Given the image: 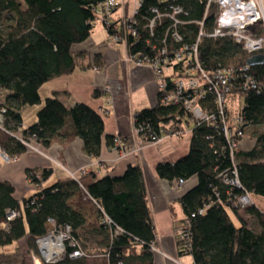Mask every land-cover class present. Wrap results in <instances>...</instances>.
Segmentation results:
<instances>
[{
  "label": "trees",
  "instance_id": "16d2710c",
  "mask_svg": "<svg viewBox=\"0 0 264 264\" xmlns=\"http://www.w3.org/2000/svg\"><path fill=\"white\" fill-rule=\"evenodd\" d=\"M106 1L0 0V92H8L0 104L7 119V131L0 129V158L5 154L14 160L28 152L10 134L18 129H22L23 138L33 137L45 149L54 143L68 145L80 138L89 156L100 157L104 121L87 105L76 103L67 108L59 94H55L44 101L37 112V122L27 128L23 126L21 111L26 106L42 105V86L71 74L79 66L72 47L90 37L97 22L93 9ZM183 5L190 10L191 20L203 19L205 5L198 0L183 1ZM214 19L212 9L207 19L209 31ZM197 31V27L190 31L192 40ZM140 33L142 39L133 47V53L152 55L163 48L164 30L157 29L153 37L147 28ZM199 54L208 72L239 69L248 65L253 56L231 37L205 38ZM95 66L102 68L100 57L95 58ZM247 74L254 79L255 88L245 93L240 114L244 117L246 134L254 135L255 143L252 150H240L236 154L242 188L227 186L218 178L226 169H232V157L227 146L222 148L225 144L222 135L204 126L194 127L186 157L157 166V174L164 180L198 179L197 185L181 199L185 220L191 222V251H183L178 244L180 253L192 256L194 264H264V212L253 204L245 209V218L231 201L245 192L264 198V63L250 67ZM139 125H144L149 134L159 133L166 126L182 129L185 134L193 124L183 107H166L158 102L136 115L135 126ZM107 146L116 148L114 137L107 138ZM30 172L41 174V179L35 180L39 191L22 202L15 199V188L10 182L0 181V223L3 224L0 245L13 244L29 235V249L38 253L36 240L46 235L47 221L53 219L58 228H70L86 256L92 252L93 240L98 246L96 250L107 256L109 264H153L156 232L140 165L129 166L121 177L105 176L88 186L82 184L97 206L98 226L92 230L95 237L84 233L85 217L69 204L71 197L82 191L81 183L71 179L43 188L42 183L52 169L27 171ZM201 209H205L203 214H199ZM8 210L18 211L20 217L8 222ZM230 213L239 220V226L232 221ZM105 218L111 220L112 226L102 222ZM116 228L121 229L122 235L113 240ZM68 250V253L73 251ZM0 264H4L1 257ZM53 264H88V261L85 257L67 256Z\"/></svg>",
  "mask_w": 264,
  "mask_h": 264
},
{
  "label": "built area",
  "instance_id": "2783aa9c",
  "mask_svg": "<svg viewBox=\"0 0 264 264\" xmlns=\"http://www.w3.org/2000/svg\"><path fill=\"white\" fill-rule=\"evenodd\" d=\"M149 1L154 3L149 4ZM183 1L186 0H107L98 4L93 12L110 39L126 47L128 61L137 66H149L154 71L158 80L159 103L166 107H183L194 127L204 126L222 135L225 140L222 148H229L233 167L220 173L218 178L227 186L241 189L235 159L242 148L246 131L241 112L230 117L229 100L235 95L243 101L245 93L255 88V82L247 74L249 65L239 69L221 68L208 72L201 62L199 51L205 38L231 37L247 53L264 54V0H198L201 5H205L202 20H191L190 10L183 5ZM212 9L215 10V19L213 28L209 31L207 19ZM121 10L126 12L117 16ZM193 27H197L198 31L192 40L189 34ZM145 28L149 29L151 37L157 29L164 30V46L152 55L132 52L133 47L141 41L140 32ZM169 36L171 41H168ZM147 44L149 45L148 41ZM6 120L4 109L0 108V129L4 131H7ZM135 130L141 140L149 141L148 143H160L166 137L184 135L182 129L173 126L162 127L159 133L152 134H149L144 125L135 126ZM10 134L21 141L28 152H43L44 148L33 137L23 138L22 129ZM115 146L114 150L124 151L119 137H115ZM1 158L11 161L5 154H1ZM59 166L65 169L63 165ZM69 176L84 188L80 174L69 172ZM27 179L36 189L39 188L35 180L41 179L40 173L30 172ZM173 182L177 188L183 189L187 180L178 179ZM231 201L233 207L240 211L253 205L252 195L246 192ZM204 211L205 209H201L199 214ZM18 217V211H7L8 222ZM102 222L112 226L109 218ZM7 228L8 226L5 227ZM121 235V229L116 228L112 239L117 240ZM176 239L183 251H191L189 220L176 228ZM36 245L40 256L34 257V264H53L63 261L67 256L71 259L86 257L70 228H58L53 219L47 221V233L37 238ZM69 248L73 250L70 253Z\"/></svg>",
  "mask_w": 264,
  "mask_h": 264
},
{
  "label": "crops",
  "instance_id": "0c3cea01",
  "mask_svg": "<svg viewBox=\"0 0 264 264\" xmlns=\"http://www.w3.org/2000/svg\"><path fill=\"white\" fill-rule=\"evenodd\" d=\"M123 12L126 11H119L117 16H121ZM72 53L77 57L79 66L71 74L52 79L42 86V105H39V109L47 98L59 94L67 108L81 103L99 113L104 121L100 157L94 159L89 156L80 138L68 145L54 143L50 148H44L42 153L27 152L9 162L0 158V181L10 182L15 188V199L22 202L38 192L28 182L29 170L52 169L50 176L42 183L45 188L71 180L69 172L80 174L82 183L88 186L105 176L121 177L129 166L140 165L156 232L153 264H194L192 256L180 253L176 228L185 220L181 199L197 185L198 179L191 178L183 189H180L173 181L161 179L157 174V166L160 163H174L189 154L194 126L192 125L182 137H166L160 143H144L136 133L135 117L141 110L153 108L158 103V80L154 71L149 66H137L128 61L126 47L114 43L103 25L95 27L94 24L90 37L74 45ZM96 57H100L102 68L95 66ZM87 65L91 67L82 68ZM95 93L98 95H94ZM7 95L6 91L0 92V104L4 103ZM236 99L237 96L234 95L229 100L231 116L236 114L231 107V103ZM27 108L28 106L21 111L25 128L37 122L39 111L38 109L35 113V120L26 124L24 112ZM249 135L246 134L242 142V151H250L254 147V135ZM108 137H119L124 151L108 148ZM83 195L87 197L84 198ZM252 197L253 204L264 212V198L256 195ZM69 204L83 214L86 226L91 222L86 216L87 207L94 206L97 209L95 202L83 191L72 196ZM244 213L240 214L245 217ZM93 226L85 228L84 233L87 236L95 237L92 230L98 225ZM25 238L29 239L30 236L22 239ZM90 246L92 252L102 254L96 250L98 246L93 240ZM90 262L88 260V264H91Z\"/></svg>",
  "mask_w": 264,
  "mask_h": 264
},
{
  "label": "rangeland",
  "instance_id": "374dc122",
  "mask_svg": "<svg viewBox=\"0 0 264 264\" xmlns=\"http://www.w3.org/2000/svg\"><path fill=\"white\" fill-rule=\"evenodd\" d=\"M96 26L102 27V23L97 21L95 23V27ZM231 107L233 108V112L237 114L240 112L241 108L243 107V101L237 98L236 101H234V103H231ZM38 109H39V105L28 106V108L24 112V118H25L26 124H30L31 122L35 120V113L37 112ZM247 135L250 136L249 132ZM36 190L39 191L38 189ZM82 191L84 192V194L87 193L84 188H82ZM83 197L86 198L87 196L83 195ZM87 208H88V213L86 214V216H88L91 222L87 224L86 228H88L90 225H94V226L98 225L97 209L94 206L93 208L92 206H89ZM244 211L245 209L241 210L242 213ZM230 216H231L232 221L236 224V226H239L240 225L239 220L232 213H230ZM96 220L97 222H95ZM249 225L251 226L252 223L249 222ZM2 228H3V224L0 223V229ZM28 242H29V239L25 238L17 243L8 244V245H0V257L3 260V263L4 264H34V257L39 258L40 252H39L38 247H37L38 253L32 252L29 249ZM85 258L87 259V261L90 260L91 264H109L108 258L103 256L102 254H95L94 252H90Z\"/></svg>",
  "mask_w": 264,
  "mask_h": 264
},
{
  "label": "water",
  "instance_id": "95a60500",
  "mask_svg": "<svg viewBox=\"0 0 264 264\" xmlns=\"http://www.w3.org/2000/svg\"><path fill=\"white\" fill-rule=\"evenodd\" d=\"M262 63H264V54L253 55L249 58L247 62L250 67L260 65Z\"/></svg>",
  "mask_w": 264,
  "mask_h": 264
}]
</instances>
